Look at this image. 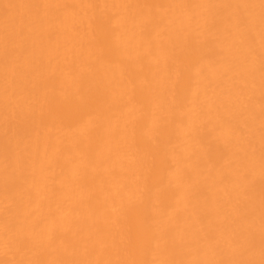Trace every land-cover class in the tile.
Segmentation results:
<instances>
[{
  "label": "bare ground",
  "instance_id": "1",
  "mask_svg": "<svg viewBox=\"0 0 264 264\" xmlns=\"http://www.w3.org/2000/svg\"><path fill=\"white\" fill-rule=\"evenodd\" d=\"M0 264H264V0H0Z\"/></svg>",
  "mask_w": 264,
  "mask_h": 264
}]
</instances>
